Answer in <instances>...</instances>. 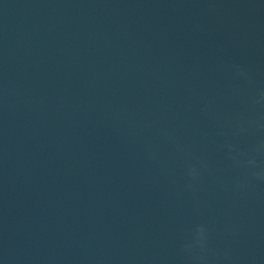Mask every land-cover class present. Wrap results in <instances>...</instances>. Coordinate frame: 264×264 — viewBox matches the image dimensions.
<instances>
[{
  "label": "water",
  "instance_id": "obj_1",
  "mask_svg": "<svg viewBox=\"0 0 264 264\" xmlns=\"http://www.w3.org/2000/svg\"><path fill=\"white\" fill-rule=\"evenodd\" d=\"M0 264H264V0H0Z\"/></svg>",
  "mask_w": 264,
  "mask_h": 264
}]
</instances>
